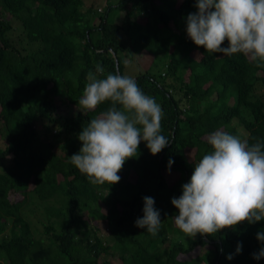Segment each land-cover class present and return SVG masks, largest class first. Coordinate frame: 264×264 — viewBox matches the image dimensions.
<instances>
[{
    "label": "trees",
    "instance_id": "16d2710c",
    "mask_svg": "<svg viewBox=\"0 0 264 264\" xmlns=\"http://www.w3.org/2000/svg\"><path fill=\"white\" fill-rule=\"evenodd\" d=\"M195 3L105 0L98 11L84 0H0V264H111L100 261L109 253L121 264H264L254 258L264 219L194 237L174 222L171 199L211 151L210 133L264 144V64L195 45L186 33ZM97 65L105 76L135 67L170 141L152 155L141 140L111 185L70 163L79 132L110 106L79 105ZM144 197L160 213L155 235L135 225Z\"/></svg>",
    "mask_w": 264,
    "mask_h": 264
},
{
    "label": "clouds",
    "instance_id": "9594fccd",
    "mask_svg": "<svg viewBox=\"0 0 264 264\" xmlns=\"http://www.w3.org/2000/svg\"><path fill=\"white\" fill-rule=\"evenodd\" d=\"M195 7L186 17V33L195 45L211 53H242L258 66L264 64V0H196ZM225 40L228 46L221 47ZM104 72L101 65L89 71L79 105L95 110L108 101L110 106L79 132L82 144L70 163L91 183L111 185L119 182L126 159L138 155L141 140L152 155L170 141L161 134L160 104L133 77ZM206 139L211 151L194 163L182 194L171 199L178 210L175 225L191 237L264 219V144L259 140L250 144L247 138L223 130ZM143 201L144 214L135 225L155 235L160 213L152 197ZM257 239L264 241V234L257 233ZM240 250L238 244L236 252ZM261 257L264 248L254 254L255 259Z\"/></svg>",
    "mask_w": 264,
    "mask_h": 264
},
{
    "label": "rangeland",
    "instance_id": "374dc122",
    "mask_svg": "<svg viewBox=\"0 0 264 264\" xmlns=\"http://www.w3.org/2000/svg\"><path fill=\"white\" fill-rule=\"evenodd\" d=\"M85 3L89 6H93V8H96L98 11H101L104 9L105 7V0H84ZM141 64H144L146 62V60L144 59V57L142 56L141 57ZM134 65V64H133ZM133 65H129V67L126 68L125 72L126 74L128 75H133L134 74V71H135V67ZM77 111V109L73 106H62L61 108V112H67V113H73ZM128 179H133L135 177V174L133 172V170L129 171L128 172ZM173 175L172 173H168L167 174V179L168 181H171L173 179ZM174 237H177V235L175 234ZM184 238V237H182ZM103 260H106L107 262H110L111 264H121L120 263V259L115 255H112V254H107V255H104L100 258V261L102 262Z\"/></svg>",
    "mask_w": 264,
    "mask_h": 264
}]
</instances>
